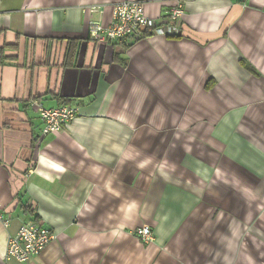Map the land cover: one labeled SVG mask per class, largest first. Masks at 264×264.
<instances>
[{"label":"crops","instance_id":"crops-1","mask_svg":"<svg viewBox=\"0 0 264 264\" xmlns=\"http://www.w3.org/2000/svg\"><path fill=\"white\" fill-rule=\"evenodd\" d=\"M117 1L0 0V264H264V0H140L178 33L91 41ZM28 220L55 238L5 260Z\"/></svg>","mask_w":264,"mask_h":264},{"label":"built area","instance_id":"built-area-1","mask_svg":"<svg viewBox=\"0 0 264 264\" xmlns=\"http://www.w3.org/2000/svg\"><path fill=\"white\" fill-rule=\"evenodd\" d=\"M89 12L103 13V6H89ZM183 13V7L178 4L172 7L170 13L159 19H152L145 13L144 3L140 0H121L112 3L111 20L103 25L97 21L89 22V39L91 41H120L132 42L149 34L169 37L177 34L176 23ZM39 119L42 123V135H48L60 130L79 114L77 104H62L56 107L37 105ZM0 219L7 226V219ZM134 233L144 242L153 240L151 229L143 225ZM55 238L53 233L43 222L28 220L23 222L14 235L7 238L5 260L26 262L38 256L45 246Z\"/></svg>","mask_w":264,"mask_h":264},{"label":"trees","instance_id":"trees-1","mask_svg":"<svg viewBox=\"0 0 264 264\" xmlns=\"http://www.w3.org/2000/svg\"><path fill=\"white\" fill-rule=\"evenodd\" d=\"M120 41L124 44L130 43V42H127L124 40H120ZM77 52H78V42L75 40H68L66 53L64 54L63 65L64 66L70 65L72 63V61L75 60ZM2 58H4V55L0 51V63L2 62Z\"/></svg>","mask_w":264,"mask_h":264}]
</instances>
